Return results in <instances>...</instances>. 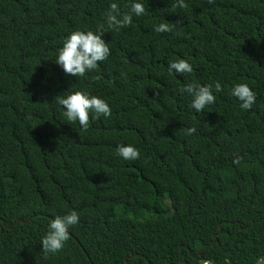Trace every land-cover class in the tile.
Instances as JSON below:
<instances>
[{
	"label": "trees",
	"instance_id": "16d2710c",
	"mask_svg": "<svg viewBox=\"0 0 264 264\" xmlns=\"http://www.w3.org/2000/svg\"><path fill=\"white\" fill-rule=\"evenodd\" d=\"M131 2L0 0V264H264V0H135L146 14L110 29V4ZM101 24L107 60L66 75L64 38ZM178 59L193 71L170 72ZM189 83L212 84L215 103L192 109ZM237 83L256 94L250 110ZM72 91L111 116L87 131L67 121L55 97ZM72 211L69 240L46 255L49 222Z\"/></svg>",
	"mask_w": 264,
	"mask_h": 264
},
{
	"label": "clouds",
	"instance_id": "9594fccd",
	"mask_svg": "<svg viewBox=\"0 0 264 264\" xmlns=\"http://www.w3.org/2000/svg\"><path fill=\"white\" fill-rule=\"evenodd\" d=\"M207 2L212 4L214 0H207ZM127 7L129 10L122 13L117 3L110 4L109 10L104 14L105 22L110 29L114 28L116 31H119L121 28L130 26L133 22V16L145 15L147 11L143 3L135 2V0H132ZM173 7L183 9L187 5L185 4V0H176ZM180 23H182L180 20L171 26L168 23H161L154 27V31L157 33L171 32L172 27ZM103 34V24L99 25L96 32L92 30L72 31L64 38L63 46L58 49L55 63L62 67L66 75L84 77L87 72L95 70L99 62L107 60L111 54L108 44L102 39ZM168 70L177 74H186L191 73L193 67L187 60L178 59L169 61ZM96 78L99 79V77ZM214 88L215 92L222 91V86L218 81L215 83ZM179 91L191 96L190 107L198 113L216 101L212 84L202 86L189 83L181 87ZM231 95L240 101V108L243 110H250L256 102V94L247 83L235 84ZM55 99L65 109L63 115L67 121H78L84 131H87L89 128L90 118L111 116L109 104L104 99L96 95H89L87 92L72 91L66 96L58 95ZM195 132V127L186 129V135H192ZM116 152L118 156L126 161H135L140 158V151L131 144L119 145ZM78 222L79 215L76 211L63 216L58 215L52 219L49 222L48 231L41 240L42 251L46 255L61 251L65 242L70 238L68 229ZM202 264H209V262L202 261Z\"/></svg>",
	"mask_w": 264,
	"mask_h": 264
},
{
	"label": "built area",
	"instance_id": "2783aa9c",
	"mask_svg": "<svg viewBox=\"0 0 264 264\" xmlns=\"http://www.w3.org/2000/svg\"><path fill=\"white\" fill-rule=\"evenodd\" d=\"M202 261H206V260H202ZM202 261H200V263L199 264H202ZM209 262V261H208ZM209 264H212L211 262H209Z\"/></svg>",
	"mask_w": 264,
	"mask_h": 264
}]
</instances>
